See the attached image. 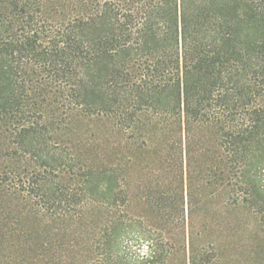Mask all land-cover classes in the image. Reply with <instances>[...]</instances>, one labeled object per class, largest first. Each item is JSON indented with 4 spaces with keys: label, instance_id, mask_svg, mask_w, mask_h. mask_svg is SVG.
<instances>
[{
    "label": "trees",
    "instance_id": "obj_1",
    "mask_svg": "<svg viewBox=\"0 0 264 264\" xmlns=\"http://www.w3.org/2000/svg\"><path fill=\"white\" fill-rule=\"evenodd\" d=\"M0 264H264V0H0Z\"/></svg>",
    "mask_w": 264,
    "mask_h": 264
}]
</instances>
